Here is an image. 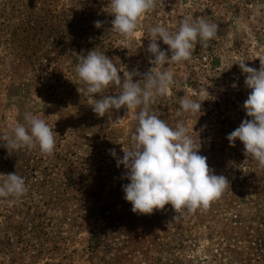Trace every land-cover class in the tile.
<instances>
[{
	"label": "rangeland",
	"instance_id": "374dc122",
	"mask_svg": "<svg viewBox=\"0 0 264 264\" xmlns=\"http://www.w3.org/2000/svg\"><path fill=\"white\" fill-rule=\"evenodd\" d=\"M108 3L0 0V135L25 123L26 113L57 133L51 156L38 146L9 154L0 141V175L17 173L29 188L14 202L0 198V264H264V169L245 156L239 140L230 146L226 138L251 119L243 108L251 90L234 63L260 67L264 0H158L131 39L110 30ZM200 17L219 26L217 36L197 43L191 61L165 65L176 83L151 110L172 127L183 120L190 134L197 132L200 154L230 188L207 211L181 215L166 205L136 214L124 199L129 181L117 159L131 147L138 109L98 117L75 67L79 55L98 47L121 77L147 73L149 29L175 32L185 18ZM119 92L110 87L104 94ZM198 93L206 98L201 113L178 117L180 97Z\"/></svg>",
	"mask_w": 264,
	"mask_h": 264
},
{
	"label": "clouds",
	"instance_id": "9594fccd",
	"mask_svg": "<svg viewBox=\"0 0 264 264\" xmlns=\"http://www.w3.org/2000/svg\"><path fill=\"white\" fill-rule=\"evenodd\" d=\"M157 3L158 0H109L107 8L113 17L110 30L131 39L139 19L153 11ZM102 23L97 20L94 25L101 28ZM218 27L203 17L185 18L175 32L163 25L151 27L147 52L151 54L152 67L144 74L126 71L121 77L113 59L98 47L88 51L86 56L79 55L75 72L85 85L83 95L91 100L92 111L98 117H104L112 109H138L134 115L138 124L131 136V147H123V158L117 159V167L123 165L126 170L122 178L129 183L123 185L124 199L131 203L133 213L151 215L164 210L166 205H171L175 213L181 215L195 213L198 209L207 211L211 203L230 188L227 177L214 174L207 157L200 154L202 145L197 132L195 137L190 134L183 120L172 127L151 110L156 99L166 96L176 83L174 73L165 65L191 61L197 43L206 46L217 36ZM158 41L168 49L162 50ZM259 60V69L247 66L244 60L234 63L246 74L244 83L251 90L243 104L251 119H244L226 138L230 146L239 140L245 156L264 169V57ZM135 76L141 79L134 82ZM110 87H118L120 92L105 95V89ZM204 92L209 96L206 88ZM205 100L199 93L183 95L176 115L201 113ZM24 120L25 123L12 127L11 134L0 135L9 154L38 146L42 154L53 155L57 135L54 129L32 113H26ZM109 152L116 157L115 149ZM0 176L4 178L0 183V198L14 202L29 191L25 179L17 173ZM176 218L177 215L173 217Z\"/></svg>",
	"mask_w": 264,
	"mask_h": 264
}]
</instances>
